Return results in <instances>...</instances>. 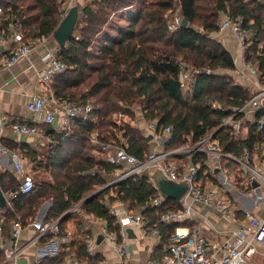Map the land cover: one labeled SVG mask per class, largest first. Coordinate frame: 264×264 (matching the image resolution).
Returning <instances> with one entry per match:
<instances>
[{
  "label": "trees",
  "instance_id": "trees-1",
  "mask_svg": "<svg viewBox=\"0 0 264 264\" xmlns=\"http://www.w3.org/2000/svg\"><path fill=\"white\" fill-rule=\"evenodd\" d=\"M63 2L0 0L8 13L22 21L27 39L54 33L63 18ZM178 7L188 24L170 29L169 16ZM87 9L88 18L79 19L75 36L62 48L60 56L66 69L54 78V90L59 98L78 103L93 101L94 109L87 119H74L67 131L57 132L46 126L45 131L54 142L42 152L24 146L25 156L36 168L33 191L21 193L16 175L0 172L3 192L17 194L10 203L0 206L7 214L5 235L10 233L15 220L20 219L24 225L33 221L41 205L50 201L47 220L60 219L70 212L59 222L57 235L64 234L66 223L79 219L84 212L101 218L121 238L120 225L111 213V205L118 202L128 204L132 210L145 206L146 226L158 228L167 246L178 226H192L188 219L172 224L160 220V213L177 210L181 203L170 199L160 208L151 204L158 189L149 170L108 185L110 175L120 166L108 162L98 151L91 141L92 134L97 132L101 141L125 146L130 153L145 159L150 152V138L130 122L124 121L120 126L115 119L121 111L134 117L133 106L137 105L146 120L156 123L158 132L172 128L167 151L195 145L214 134L213 140L233 157L243 158L247 148L251 163L255 155L264 161V126L261 128L259 123L264 107L256 112L255 121L245 120L243 113L235 116L249 128L245 138L237 135L233 123H225L253 93L231 75L236 69L233 54L212 36L219 32L221 11L233 17L242 16L243 26L254 32L246 60L257 66L264 83V0H92ZM124 11L128 20L118 23L114 17L124 15ZM114 30L116 34H112ZM184 59L190 67L200 70L194 74L193 97L189 101L185 100L179 64ZM120 129L124 131L120 133ZM191 159L200 164L202 174H211L205 152H191ZM236 163L227 157L228 166ZM99 189L102 190L97 192ZM80 203L79 209L72 210ZM79 227L81 237L73 243L74 254L69 255L88 264H99L102 256L88 251L89 231L81 221ZM55 235L48 233L41 240ZM59 262L60 258H51L45 264Z\"/></svg>",
  "mask_w": 264,
  "mask_h": 264
},
{
  "label": "built area",
  "instance_id": "built-area-1",
  "mask_svg": "<svg viewBox=\"0 0 264 264\" xmlns=\"http://www.w3.org/2000/svg\"><path fill=\"white\" fill-rule=\"evenodd\" d=\"M73 1L75 0H66L62 3L60 10L63 12V17L73 5ZM6 21L9 22L6 24ZM243 22L244 18L242 16L233 17L224 11L220 12L219 31L228 30L237 37L244 56L243 69L251 72L258 88L253 92L252 97L243 106L236 108L235 113L225 122L226 124L233 123L236 133L240 132L242 127L241 119H235L237 114L248 115L256 113L264 107V83L260 81V71L255 64L246 60L247 49L253 39L254 32L245 28ZM181 24L182 18L176 16L170 22L169 28L175 29ZM51 38H54L53 34L42 36L39 39H27L22 21L8 13L0 4V45L2 46L0 56L4 66L10 67L21 58L28 57L37 47L46 45ZM62 48L58 45L55 51H49L44 56L45 64L38 72V79L46 87H50L54 78L66 69V64L60 56ZM179 64L182 67V87L183 89H188L190 88L189 83L194 81V74L200 70L190 67L184 60H180ZM207 71L210 70L208 69ZM217 106L220 107V105ZM28 108L33 113L44 112V119L41 120L44 123L53 124L56 118L60 117L61 130L67 131L71 128V123L74 119H87L94 109V104L93 101L78 103L68 98H59L55 92L48 90L33 95L28 102ZM259 123L262 128L264 126V115L260 118ZM150 127L157 136L164 134L169 138L171 137L172 128L170 126L166 127L162 132H158L155 122H151ZM6 128L13 130L19 135L38 137L43 135L39 125L35 122L17 120L10 114L0 111V129L4 131ZM213 135L210 134L203 137L195 145H192L188 151H202L216 158L232 157L213 140ZM91 141L98 148V151L105 155L108 162L119 165L121 168V170L115 171V178L109 181L111 184L131 174L145 170L151 172L152 170H162L168 178L188 183V190L179 200L181 207L177 210H168L160 213L161 222L172 224L185 221L191 217L195 203L213 207L227 217L233 215L230 200L218 185L211 184L205 180V172L204 174L201 173L200 164L190 161L187 166L183 167L178 162L168 160V157L178 155L187 149L152 151L147 154L145 159H141L130 153L125 146L116 145L109 141H101L97 132L92 134ZM238 160L250 172V182L257 181L264 194V172L251 164L250 152L247 148L244 150L243 158ZM12 161L16 174L21 177L20 192L30 193L35 188V179L32 171L23 163L18 151L12 153ZM16 195V193L10 196L7 195L8 203ZM164 203H166V200L159 192L151 200V204L157 208H160ZM80 205L81 203L72 210L79 208ZM144 208L145 206H142L139 210H132L128 204L120 203L114 205L113 203L111 205V213L116 216L117 223L120 225L121 232H123L125 227L131 223L141 228L146 226L143 216ZM6 218V212L0 207V264H19L18 257L21 249L13 246L10 241L5 239L4 221ZM30 224L38 231L37 240L48 233L57 235L60 231L59 219L51 222L34 219ZM13 225L12 236L14 241H17L24 229V224L20 219H17L13 222ZM101 234L104 239L113 244L122 257L125 253V246L119 234L111 231L105 222L101 225ZM151 234L158 237L161 236L158 228H153ZM87 246L89 253L95 254L94 239L90 238ZM58 253L57 248H55L51 254L57 255ZM255 256L260 258L259 263L254 261ZM65 264H87V262L75 255H69L65 259ZM148 264H264V217L259 218L247 212L246 220L241 222L222 241H213L207 238L199 226H194L193 228L184 225L178 226L175 233L169 238L164 253L160 257L150 259Z\"/></svg>",
  "mask_w": 264,
  "mask_h": 264
},
{
  "label": "crops",
  "instance_id": "crops-1",
  "mask_svg": "<svg viewBox=\"0 0 264 264\" xmlns=\"http://www.w3.org/2000/svg\"><path fill=\"white\" fill-rule=\"evenodd\" d=\"M79 3L81 4V0H78V5L81 7V14H83L81 15L82 19L88 18L89 10L87 9V4L80 5ZM217 39L233 54L236 69L231 71V75L253 93L257 89L256 81L249 70L243 69L244 56L238 44L237 37L227 30L219 32ZM57 47V41L55 38H51L46 45L37 47L28 57L21 58L10 67L3 65L0 56V111L10 114L17 120L35 122L43 132L42 137H38L32 135H19L9 128L4 129V131L0 129V172L10 171L16 175L20 182L21 177L16 174L13 166L12 153L18 151L23 163L32 173H35V166L25 156L23 150L24 146L28 145L37 152H42L54 142L53 136L45 131L46 126L52 127L51 129L57 132H63L61 130L62 125L60 117H57L53 124L44 123L41 122V120L44 119V112L33 113L28 108L29 100L36 93L46 92L48 90L55 92L54 81L50 87L42 85L38 79V72L44 67V56L46 53L55 51ZM1 50L2 46L0 45V51ZM189 85L190 88L183 89L185 100L188 101L193 97V82L189 83ZM136 107L139 109H136ZM133 110H135L137 118L139 116V120H137L133 126L139 127L143 134L150 138V152L167 151L166 143L169 137L164 134L159 136L155 135V131L150 127V123L154 121L146 120L139 106L134 105ZM244 118L245 120L255 121L256 113L244 115ZM123 120L125 121V118ZM248 134V126L242 124L241 130L237 132V135L245 138ZM206 154L210 159L209 168L211 174L205 171V180L211 184L218 185L223 190L225 196H227L232 204L233 215L227 217L213 207L195 203L193 213L191 217L188 218L192 224V226L189 227L193 228L194 226H199L207 238L213 241H222L233 229L246 220L247 212L259 218L264 217V194L259 184L254 185L257 181L250 182V172L246 170L243 164L238 160L240 158L232 156L233 160L237 163L230 167L227 165V157L216 158L213 155ZM168 160L178 162L183 167L187 166L189 162L192 161L191 152L185 150L178 155L168 157ZM251 164L264 172V161L260 160L258 156L255 155ZM233 169H236L235 174L233 173ZM119 170H121V168ZM237 176L239 177L237 178ZM114 178L115 172L110 175L109 179L112 181ZM7 195L10 196L11 194ZM47 203H49V205L46 206ZM117 204L120 203H114V205ZM50 206V201L44 202L35 219L51 222L47 220ZM78 220L82 222L84 229L89 231L86 232V237L88 236L87 239L92 238L95 241V253L102 256V260L99 264H148L149 260L153 257L162 255L167 247L162 242V235L158 237L157 235L151 234V228L147 226L141 228L131 223L121 232V241L125 246V253L121 257L113 244L104 239V237H101V225L103 224V220L93 214H86L84 212L80 213L79 219L73 218L66 223L65 229L62 231L64 234L62 235H55L49 239L41 240L42 238H40L37 240L38 231L30 224L31 222H29L24 225L20 238L14 241L12 236L14 225L12 223L11 231L9 234L5 235V239L10 241L13 246L21 249V253L18 257L19 264H45V262L51 258L56 260L60 258L61 262L58 264H65L66 257L69 256V254H74L73 243L78 241L81 237ZM184 226L188 225L184 224ZM55 248H57V252H59L57 255L51 254L52 250ZM254 261L259 263L260 258L255 256Z\"/></svg>",
  "mask_w": 264,
  "mask_h": 264
},
{
  "label": "water",
  "instance_id": "water-1",
  "mask_svg": "<svg viewBox=\"0 0 264 264\" xmlns=\"http://www.w3.org/2000/svg\"><path fill=\"white\" fill-rule=\"evenodd\" d=\"M80 17L81 7L77 3L73 4L69 8L66 15L62 18L60 24L53 33V36L60 47H65L67 43L75 36V28ZM187 24V19L182 18V25L187 26ZM152 179L158 189V192L162 195L165 200L173 199L179 201L181 197L186 193L189 187L188 183L178 182L168 178L162 170H155L154 172H152ZM110 184L111 183H108V185ZM257 184V182L254 183V185ZM102 189H99L97 192ZM97 192H95L94 194H96ZM94 194H92L91 196H93ZM7 200L8 197L3 192L0 186V206H5L7 204ZM47 205H49V203H47L46 206ZM69 213L70 212L63 215L60 218L59 222L64 220ZM101 237H103V235Z\"/></svg>",
  "mask_w": 264,
  "mask_h": 264
},
{
  "label": "rangeland",
  "instance_id": "rangeland-1",
  "mask_svg": "<svg viewBox=\"0 0 264 264\" xmlns=\"http://www.w3.org/2000/svg\"><path fill=\"white\" fill-rule=\"evenodd\" d=\"M66 1V0H65ZM92 0H81V4L80 5H85V4H89L90 2H91ZM78 4V0H75V1H73V3L72 4ZM122 14H124V15H117V16H115L114 17V19H116V21H118V23H124V22H127V20H128V14H127V12L126 11H124ZM81 15H83V14H81ZM128 15V16H127ZM176 16H180L181 18H182V15H181V13H180V9H179V7L177 8V10L174 12V13H172L170 16H169V18H170V22H172L173 20H174V18L176 17ZM82 19V16L80 17V20ZM119 25H122V24H119ZM220 32V31H219ZM219 32H217V33H214L212 36L214 37V38H218V36H219ZM112 34H116V30H114V31H112ZM184 61H186V62H188L187 60H185L184 59ZM189 63V62H188ZM258 89V88H257ZM136 109H139V108H137L136 107ZM135 111V110H134ZM135 113V112H134ZM136 116V117H135ZM135 116L133 117L130 113H127V112H119L115 117V119L117 120V122H118V125H120V126H122V125H124L125 123H124V118H125V121L126 122H130L132 125L133 124H135L136 122H137V120H139V116H138V118H137V114L135 113ZM136 120V121H135ZM124 130L123 129H120V133H122ZM191 146H187V147H185V148H183V149H189ZM226 162V161H225ZM237 170H238V168H237ZM155 170H152V172H154ZM235 172H236V169H233V173L235 174ZM35 174H37V173H34V177H35ZM38 174H40V171L38 172ZM233 174V175H234ZM239 176H237V178H238Z\"/></svg>",
  "mask_w": 264,
  "mask_h": 264
}]
</instances>
